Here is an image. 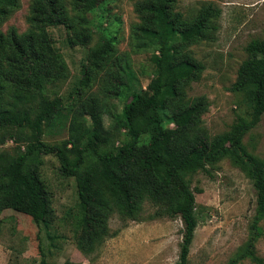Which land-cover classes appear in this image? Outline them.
<instances>
[{
    "label": "rangeland",
    "instance_id": "rangeland-1",
    "mask_svg": "<svg viewBox=\"0 0 264 264\" xmlns=\"http://www.w3.org/2000/svg\"><path fill=\"white\" fill-rule=\"evenodd\" d=\"M35 0H18L9 7L6 18L0 21V31L23 35L30 32ZM141 0H65L71 14L83 11L90 36L77 42L72 28L66 24L48 27L53 48L60 53L67 66V77L47 83L45 95L61 98L62 105L43 124V140L48 144H62L75 138L72 124H81L86 136L93 120L85 106L100 108L105 131L110 137L108 146H120L128 139L121 127L119 115L125 96L120 83L126 79L124 69L131 74L129 92L150 91L156 77L152 56L167 40L164 33L147 29L138 11ZM82 7H79L80 4ZM213 6L220 11L216 29L190 48L204 64L197 80L184 83L186 102L203 99L206 108L196 115L187 111L170 115L168 125L186 140L203 131L209 137L227 131L241 116L249 118L250 108L243 92L231 89L242 62L248 58L247 45L254 38L264 36V0H176L174 9L188 19ZM82 25L74 23V31ZM107 34L113 35L111 55L98 66L89 58ZM130 76V77H131ZM127 96V95H126ZM39 100L35 101L37 105ZM14 137H6L0 144V155L16 157L26 149L29 130L9 128ZM7 132L0 130V134ZM26 137H25V136ZM17 136H20L17 139ZM244 142L257 155L264 157V115L260 123L248 133ZM72 144H68V149ZM75 156L73 151L69 152ZM38 165L45 183L53 217L48 225L14 209L0 215V264H176L183 241L184 224L180 217H153L155 206L144 203L138 219H132L115 209L107 220V234L92 251L82 250L78 244L81 232L76 220L80 212L77 180L62 174L59 158L53 154L42 157ZM212 174L204 171L189 175L195 192L198 227L189 255V264H227L247 242L256 212V191L250 179L230 159L220 161ZM262 235L256 243L258 255L264 258V219L260 222ZM238 264H255L250 259Z\"/></svg>",
    "mask_w": 264,
    "mask_h": 264
},
{
    "label": "trees",
    "instance_id": "trees-1",
    "mask_svg": "<svg viewBox=\"0 0 264 264\" xmlns=\"http://www.w3.org/2000/svg\"><path fill=\"white\" fill-rule=\"evenodd\" d=\"M175 2L141 0L137 4L147 29L164 33L167 40L152 56L156 77L150 83V91L129 92L132 76L127 69L123 70L126 79L120 86L126 99L119 122L128 139L120 146H108L110 137L95 104L84 107L93 120L86 136L81 132V124L76 122L75 126L74 122L76 134L71 140L48 144L42 137L44 122L62 105L61 98L45 95L46 84L68 75L64 59L53 48L48 27L66 24L72 28L76 41L82 43L90 36L83 11L71 14L65 0H35L34 28L30 32H10L5 36L0 31V130L7 131L0 134V144L8 135L14 137L9 128H27L30 139L16 157L7 159L0 155V215L5 209H14L30 215L38 224L51 222V200L38 165L43 163V155L53 153L60 160L62 174L77 180L80 212L76 224L81 232L78 244L82 250L92 251L103 241L107 220L115 209L138 219L144 203L150 200L155 206L153 217L182 219L183 241L176 264H189L199 218L188 176L199 171L211 175V168L228 158L252 182L256 212L247 242L227 264L245 259L264 264V258L256 251L262 235L260 222L264 219V157L244 142L264 115V36L247 45L249 56L240 65L231 86L233 91L245 94L249 118L239 117L229 130L214 137L200 131L183 140L168 125L174 119L170 111L188 110L192 116L206 108L202 98L184 100V83L201 77L204 64L190 46L213 33L220 11L210 5L188 19L175 11ZM17 3L18 0H0V21L7 17L9 7ZM75 22L82 25L80 32L74 31ZM113 47V35L107 34L97 47L90 49L89 58L98 66L111 55ZM70 143L72 148L68 149ZM70 151L75 153L73 158ZM42 264H46L44 260Z\"/></svg>",
    "mask_w": 264,
    "mask_h": 264
}]
</instances>
